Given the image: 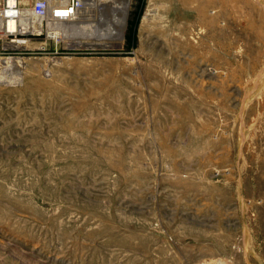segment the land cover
<instances>
[{
  "label": "rangeland",
  "instance_id": "1",
  "mask_svg": "<svg viewBox=\"0 0 264 264\" xmlns=\"http://www.w3.org/2000/svg\"><path fill=\"white\" fill-rule=\"evenodd\" d=\"M34 1L0 55V264H264V0H217L209 25L74 0L57 40ZM72 143L81 164L43 167ZM114 144L138 179L109 167Z\"/></svg>",
  "mask_w": 264,
  "mask_h": 264
},
{
  "label": "bare ground",
  "instance_id": "2",
  "mask_svg": "<svg viewBox=\"0 0 264 264\" xmlns=\"http://www.w3.org/2000/svg\"><path fill=\"white\" fill-rule=\"evenodd\" d=\"M48 3H49V10H52L54 4L51 3V0H48ZM60 3H61V6H58V8H57L59 11V14L62 17L67 16V18H64L61 20L52 19L56 22L53 21L52 23L48 24V31H47V38L48 39H52V40L59 39V36L61 34H63L65 29H66V24L64 23V21H69L70 19L73 18V15L75 14V10H73V9H72V14H70L68 12V6H67L68 0H60ZM216 3H217V0H163L162 4L165 5V6L163 5V8L165 11L162 12V15L164 17L168 16L170 21L174 22V23H171V25H176V22L178 20H184L187 22L193 21V22L199 23L200 25L206 23L209 25V23H212V22L216 21L218 18H220V15H221L220 10L219 11H216V10L213 11V13H211V16L207 15L208 9L212 6H217ZM169 7H172L171 10H169ZM223 8L225 10L227 9L225 2H223ZM163 16H161V17H163ZM161 17L158 16L157 19L159 20V19H161ZM17 19H18V22L16 21V23L15 22H9L8 31L10 33L15 32L17 34L23 35L24 31L22 32L21 31L22 29H20L19 27H21V25L27 26L28 25L27 20L25 17L21 16L20 13H18ZM24 28H26V27H24ZM118 29H119V26H118V28H115L116 31ZM188 31H189L188 28H186L183 31L184 35L187 36ZM2 63H3V61L0 60V65ZM4 63H6V62H4ZM113 99H115V98H113ZM120 109L121 108L118 105L116 107L112 108L111 110L113 111V115L115 116L117 113H119ZM75 148H76V145L72 143V145L68 149L63 150L65 152H67V154L62 155L63 151L62 150L60 152L57 151L55 146L47 147V153L50 154L51 158H53V159H49L46 163L43 164V167H45V169H47V167H49V166H50L49 168L61 166L63 168V170H67V169H70L74 166H78L79 164H81V162H83V160L74 159V158L70 157V154L72 152H74V150H76ZM111 148L112 149L108 150V152L111 154V160L109 162V167L112 170H116V171L120 172V177H122L123 179L124 178L130 179V180L138 179L139 176L141 175V171L136 170L134 172V170L138 167V163H139V159H140L139 154L138 153H132V154L125 155V152L122 151V148L120 146L115 145V144ZM173 152L174 151L162 149V154L165 157H167V156L170 157L169 155H174V156L187 155L185 152H178V153H175V152L173 153ZM61 159H63V161H61ZM128 163L131 166L128 165ZM38 174H39V172H37V174H34L33 172H31L30 168L23 171V175H28L30 177H32V176L34 177V175L37 176ZM204 176H205V174H204ZM204 176L202 178L200 177L198 183L191 185V189L197 190L200 187L205 186L207 184V181L204 179ZM66 177H67V175L62 176V175H58V174H52L50 176L51 180L56 185H60L62 180L66 179ZM0 178L2 180V181H0V189H1L2 187L4 188V186H5L4 183L7 182L8 179L4 173H1ZM182 178H183V180H181ZM185 178L180 177L179 174L176 173L174 175L175 181L171 180V182H173V185L175 187L180 185L181 188L185 189V188L189 187V185L187 183H185ZM130 180H129V182H130ZM17 181H18L17 184L22 186L21 185V183H22L21 179H18ZM30 184H31V186H29L30 188L26 187L25 189L33 190V188H35V189L38 188L37 183L33 182ZM45 190L46 191L43 190V192L47 195L48 191H47V189H45ZM43 192H41L42 195H43ZM51 193L53 195H55L54 190Z\"/></svg>",
  "mask_w": 264,
  "mask_h": 264
},
{
  "label": "built area",
  "instance_id": "3",
  "mask_svg": "<svg viewBox=\"0 0 264 264\" xmlns=\"http://www.w3.org/2000/svg\"><path fill=\"white\" fill-rule=\"evenodd\" d=\"M77 5V1H68V12L72 14V9L75 10L77 8ZM58 6H61L60 0H55L52 10H49L48 0H35L33 2L32 9L34 15L38 18L50 17L54 20H61L67 18V16H60L59 11L57 9ZM19 9L20 0H0V14L2 15V18H0V55H2L5 43L11 45L16 42L15 35L17 33H10L8 31V24L9 22H18L17 17Z\"/></svg>",
  "mask_w": 264,
  "mask_h": 264
},
{
  "label": "water",
  "instance_id": "4",
  "mask_svg": "<svg viewBox=\"0 0 264 264\" xmlns=\"http://www.w3.org/2000/svg\"><path fill=\"white\" fill-rule=\"evenodd\" d=\"M125 19H126V9H125L124 18H123L124 24H125Z\"/></svg>",
  "mask_w": 264,
  "mask_h": 264
}]
</instances>
